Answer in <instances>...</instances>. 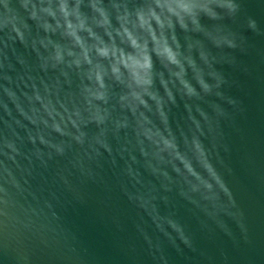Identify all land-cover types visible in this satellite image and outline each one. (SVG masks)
Returning a JSON list of instances; mask_svg holds the SVG:
<instances>
[{"label": "water", "instance_id": "95a60500", "mask_svg": "<svg viewBox=\"0 0 264 264\" xmlns=\"http://www.w3.org/2000/svg\"><path fill=\"white\" fill-rule=\"evenodd\" d=\"M236 3L237 15L219 23L236 34L238 47L217 50L205 42L219 61L215 68L225 80L220 89L225 99L208 96L189 102L194 115L198 105L212 120V133L205 128L201 141L230 200H205L170 166H160L167 178L153 174L131 130L118 135L109 131L111 154L100 149L88 159L87 145L67 142L71 148L63 156L48 159L47 149L34 147L26 132L17 129L19 170L10 162L8 166L19 187L0 179V264H264V0ZM249 21L255 29L248 27ZM178 37L183 44L184 34L178 32ZM0 38L6 39L5 34ZM8 43L13 69L8 75L26 81L31 76L42 92L40 81L49 83L58 73L42 72L30 47ZM73 81L75 91L74 76ZM184 104L177 97L169 111L178 141L181 131L190 135ZM213 104L223 116L215 115ZM0 117L7 119L2 110ZM85 131L90 138L97 132L94 126ZM0 133L6 134L2 120ZM36 148L45 153L44 165L32 155ZM130 194L149 200L153 215L130 200ZM153 216L169 235L157 230ZM169 220L180 226L188 244L167 229Z\"/></svg>", "mask_w": 264, "mask_h": 264}, {"label": "clouds", "instance_id": "9594fccd", "mask_svg": "<svg viewBox=\"0 0 264 264\" xmlns=\"http://www.w3.org/2000/svg\"><path fill=\"white\" fill-rule=\"evenodd\" d=\"M238 10L236 0H0V33L6 36L0 38V110L7 117H0L6 129L0 133V179L19 187L8 166L10 162L19 170L17 129L26 132L34 147L47 149L48 159L63 156L71 143L87 145L88 159L100 149L111 154L109 131L118 135L131 130L153 174L167 178L160 166H170L205 200H230L201 141L205 128L212 133V120L198 105L194 115L189 102L208 96L225 99L220 91L225 80L215 68L219 61L205 42L217 50L236 49V34L219 22L233 19ZM248 27L255 29L254 22ZM178 32L184 34L183 44ZM194 35L202 39L193 40ZM8 41L30 47L42 72L58 73L49 83L40 81L42 92L31 76L26 81L8 75L13 70ZM177 97L185 101L190 134L181 131L179 141L169 122ZM211 107L217 117L224 115L219 105ZM89 126L97 130L91 138L85 131ZM42 148L32 155L44 165ZM127 171L133 175L130 167ZM129 199L153 215L149 200L138 194ZM153 223L169 235L154 216ZM167 229L188 244L175 222L167 221Z\"/></svg>", "mask_w": 264, "mask_h": 264}]
</instances>
